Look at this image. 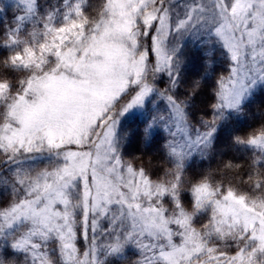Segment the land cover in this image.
<instances>
[{"label":"snow or ice","instance_id":"1","mask_svg":"<svg viewBox=\"0 0 264 264\" xmlns=\"http://www.w3.org/2000/svg\"><path fill=\"white\" fill-rule=\"evenodd\" d=\"M19 4L0 33V264H264V120L233 134L238 158L192 166L264 85V0ZM148 105L129 153L121 121Z\"/></svg>","mask_w":264,"mask_h":264},{"label":"rangeland","instance_id":"2","mask_svg":"<svg viewBox=\"0 0 264 264\" xmlns=\"http://www.w3.org/2000/svg\"><path fill=\"white\" fill-rule=\"evenodd\" d=\"M59 0H40L41 8H47L49 6H56L58 4ZM95 3V0H93ZM11 8V11L8 13L7 9ZM21 13V5L19 4V0H0V21H5L6 19L10 20V24L14 23V19L17 15ZM10 15V17H8ZM203 59V57H201ZM212 59L214 61V73L212 76L207 78V83L212 84L215 86V79L216 76L219 75L222 72H225L228 70V60L226 55L224 54L223 49L216 47L215 52L213 53ZM199 65H197V68ZM197 72V69H189L188 75L189 77L195 75ZM212 89V88H211ZM201 100H208L210 98V101L212 97L207 98L206 95L200 94L198 97ZM264 101V85H262L259 89L254 91L252 95L247 99V101L244 104V111L240 114H232L230 115L229 119L225 121L216 136V141L214 145V152L212 156L207 161L196 159L193 161V168H198L202 170L203 168L208 167L210 165V161L212 160V157L216 154L218 150H223L222 147H220L219 143L217 141L223 140L225 142H228V146L232 147L235 156L238 158V155L240 153V150L237 148L235 149L232 146L231 138L234 133H237L239 128L245 129V127H248L253 121H258L255 119V117L258 115H255V106L256 103L259 101ZM261 101V102H262ZM162 107V105L160 106ZM155 109L152 105H148L143 110H134L127 114L125 118L121 121V132L127 133V143L125 145L126 150L129 153H132V146L131 142L136 141L137 138L140 137L142 139L143 137V130L146 126V124L151 120ZM165 140L164 134L160 131H157L154 135V142L150 144L149 147H155L157 144L161 145ZM225 145V143H224ZM228 149L226 148L223 150V152H227ZM226 155V153H224ZM138 259L136 256V252L134 249L129 248L127 251V259L126 260H113L112 264H132L134 260Z\"/></svg>","mask_w":264,"mask_h":264},{"label":"trees","instance_id":"3","mask_svg":"<svg viewBox=\"0 0 264 264\" xmlns=\"http://www.w3.org/2000/svg\"><path fill=\"white\" fill-rule=\"evenodd\" d=\"M11 11V8H8L7 9V12L9 13ZM10 17V15L8 16ZM10 25V20L9 19H6L5 21H0V33H2L6 27ZM214 86L212 84H206V87H205V90L201 93L203 95H206L207 98L208 96L209 97H212V93H211V88H213ZM262 101V100H261ZM259 101L256 103V106H255V115L254 117L256 116V114H258L255 119H257L258 121H253L248 127H245V129L249 128L250 126H258L259 122L261 120H264V101ZM210 103V98L208 100H201L199 98H197V101L196 103L193 105L194 109L198 112H201L203 113L204 111H207V105ZM243 128H239L237 132H240ZM140 137L137 138V142L135 141H132L131 142V146H132V150H136L139 148L140 146ZM217 143H219L220 147H222L223 150H225L226 148L228 149L227 152H223V150H218L216 152V154L214 155V157H212V160L210 161V165H208V167H212V168H218L220 167L224 162L226 161H232L234 159V156H235V153L232 149V147H229L228 146V142H225L223 140H219L217 141ZM225 143V145H224ZM150 146V145H149ZM147 149H145V151L151 155L153 154L154 152H156L160 145H156L155 147H149ZM224 153H226V155H224ZM138 155V153H137ZM234 162H238V159ZM207 168V167H206ZM195 169V168H194ZM196 170H200L198 168H196Z\"/></svg>","mask_w":264,"mask_h":264}]
</instances>
